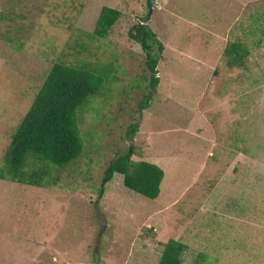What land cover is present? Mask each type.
<instances>
[{
	"label": "rangeland",
	"instance_id": "rangeland-1",
	"mask_svg": "<svg viewBox=\"0 0 264 264\" xmlns=\"http://www.w3.org/2000/svg\"><path fill=\"white\" fill-rule=\"evenodd\" d=\"M151 2L147 20L148 0H0V170L56 63L88 61L108 76L78 114L84 151L56 183L0 179V264H159L181 231L183 264H264V36L244 67L226 53L243 25L264 27V0ZM104 7L121 19L92 39ZM136 24L165 46L156 91L129 37ZM131 145L135 162L161 165V195L148 199L116 175L99 198L105 169Z\"/></svg>",
	"mask_w": 264,
	"mask_h": 264
},
{
	"label": "trees",
	"instance_id": "trees-1",
	"mask_svg": "<svg viewBox=\"0 0 264 264\" xmlns=\"http://www.w3.org/2000/svg\"><path fill=\"white\" fill-rule=\"evenodd\" d=\"M151 5L153 7L154 3L151 2ZM120 19V11L104 7L97 20L95 31L90 37L92 39L106 38ZM242 27L241 33L244 34L243 38L246 42L241 36L240 42H229L226 47V53L233 57V62H237L238 68L245 66L246 60L252 53L251 47L253 49L259 46L264 36L263 26L258 27L257 32L256 27H253L251 32L245 28V25ZM258 33L261 36L254 39L253 35ZM129 37L142 46L147 58L146 67L150 74L149 86L151 85L153 91H156L161 80L158 67L164 61L165 46L156 33L146 25H134ZM73 50L77 51V49ZM78 51L90 55V49L85 43H82ZM115 59L114 65L118 63V57ZM82 62L86 65L77 67ZM88 63L83 60H79L78 63L62 60L52 67L25 118L12 136L9 160L5 166L6 170H0V179L46 188L51 186V182L56 183L59 179L57 172L59 167L79 159L84 151L78 124L79 111L90 97L102 93L108 78L107 71L96 74L98 72L94 69L97 68L92 69ZM147 98L149 96L145 99ZM140 108L143 111L146 107L140 106ZM139 128L138 123L129 128L127 134L129 140L134 141L140 132ZM135 151V145H131L126 154L109 163L103 175L99 198L102 197L105 186L116 175L124 177V185L127 189L151 200L159 198L165 179L164 170L147 161L135 162L133 160ZM256 182L260 187H264L259 178ZM187 249L188 247L181 241L169 240L164 247L159 264H183L182 258ZM198 263L199 260L194 264Z\"/></svg>",
	"mask_w": 264,
	"mask_h": 264
},
{
	"label": "crops",
	"instance_id": "crops-1",
	"mask_svg": "<svg viewBox=\"0 0 264 264\" xmlns=\"http://www.w3.org/2000/svg\"><path fill=\"white\" fill-rule=\"evenodd\" d=\"M242 156H246V155H242ZM161 166V165H160ZM242 177V175L241 176H239V178H241ZM260 186H259V183L257 184V186H256V188H259ZM216 203H219L220 205H224L225 204V200L223 199V198H220V199H218L217 201H216ZM174 220H175V218H174ZM181 236H182V231H181V234H180V236H179V238L177 239H175V240H177V241H180V239H181ZM187 251H188V249H187ZM186 251V252H187ZM186 252H185V254H186ZM183 256H185V255H183ZM184 258V257H183ZM182 258V259H183ZM198 259L199 258H201V254H198V257H197Z\"/></svg>",
	"mask_w": 264,
	"mask_h": 264
},
{
	"label": "water",
	"instance_id": "water-1",
	"mask_svg": "<svg viewBox=\"0 0 264 264\" xmlns=\"http://www.w3.org/2000/svg\"><path fill=\"white\" fill-rule=\"evenodd\" d=\"M148 3H149L150 14H149L147 20H150L152 14H153V7H152V5H151V0H148Z\"/></svg>",
	"mask_w": 264,
	"mask_h": 264
}]
</instances>
